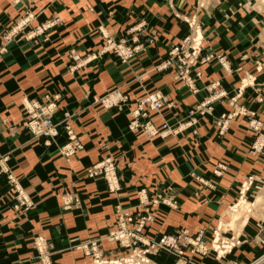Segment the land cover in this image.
Returning a JSON list of instances; mask_svg holds the SVG:
<instances>
[{
    "label": "crops",
    "instance_id": "obj_1",
    "mask_svg": "<svg viewBox=\"0 0 264 264\" xmlns=\"http://www.w3.org/2000/svg\"><path fill=\"white\" fill-rule=\"evenodd\" d=\"M196 13L203 26L201 58L220 51L226 63L200 67V91L192 94L175 72L155 67L172 44L191 34L182 17ZM27 14L33 20L0 62V153L9 156L14 177L35 207L24 216L15 212L10 185L1 177L0 264H40L36 237L51 242L54 264H91L79 244L114 230L121 211H138L142 189L154 195L170 188L180 204L177 210L160 206L148 236L159 240L182 229L195 233L229 215L246 176H264V153H251L256 139L251 119L237 116L225 135L216 124L235 110L264 111L259 102L264 97V0H0V33ZM53 19L57 24L45 34L30 37L34 28ZM135 26H141L132 34L138 37L139 53L131 62L124 64L113 54L91 57L105 46V35L118 38ZM216 83L223 96L211 114L200 116L197 136L191 129L169 136L129 130L133 109L147 92L159 91L172 103L161 114L152 112L151 122L177 129ZM115 88L128 95L127 104L109 110L95 103ZM45 94L61 96L54 119L67 113L83 144L71 158L60 151L65 136L47 145L23 126V100L42 101ZM107 158L117 163L118 194L109 192L103 178L86 174ZM222 158L230 160V170L217 179L212 172ZM192 174L213 181L215 188L198 185ZM248 195L252 212L224 235L238 238L235 248L223 256L194 255V264H250L264 255V183L255 184ZM102 249L121 253L109 241H103ZM153 259L156 264L176 261L169 253Z\"/></svg>",
    "mask_w": 264,
    "mask_h": 264
},
{
    "label": "built area",
    "instance_id": "obj_2",
    "mask_svg": "<svg viewBox=\"0 0 264 264\" xmlns=\"http://www.w3.org/2000/svg\"><path fill=\"white\" fill-rule=\"evenodd\" d=\"M187 41L188 39H185V44L182 46L186 45ZM110 45L114 47L117 42L111 40ZM114 51L119 55L121 62L127 64L137 56L138 48H125L120 45ZM179 56V48L172 49L168 52L167 60L163 62V67L161 66L160 68L168 67L170 61L173 58L179 59ZM99 99L97 102H99ZM101 102L105 108L115 106L121 108L128 102V96L118 91L107 95L101 99ZM168 102V98L159 91L145 94L133 109V120L129 124V130L135 133L143 132L149 136L162 135L160 130L164 131L167 129V124L156 127L149 116L152 112L161 114ZM53 108L54 100L49 95L46 96L43 102L28 98L24 99L23 126L31 132L34 140H43L47 145L56 143L60 137L65 136L66 143L60 147V151L66 158H71L83 149V144L73 129L70 116L66 114L60 122H57L52 115ZM39 109H41L40 113L38 112ZM9 160L8 155L0 153V179L2 176H6L10 185L8 196L15 202L13 210L20 216H24L35 207V204L31 195L14 177L9 166ZM114 160L112 158L104 159L86 172L90 178H103L111 192L116 191L118 184H120V177ZM142 204L144 205L134 213L121 211L116 228L106 237L109 241L118 242L120 248L124 250V254L114 257V259L105 257L100 248V242L103 240L100 237L80 244L78 248L93 257V264H156L152 256L160 253L173 254L176 257L175 264H194V255L206 256L214 252V249L218 256H223L230 252L233 244H230V246L221 244V246H216L217 248L212 245L211 247L204 237V231H200L195 235L188 230H183L175 235H163L159 240L150 239L146 233L149 226L156 219L157 206L160 204V199L148 201L145 199L142 200ZM144 207L147 208L144 209ZM43 241L44 239L42 238H37L36 240V246L40 253L38 258L41 264H53L49 244ZM250 264H264V255Z\"/></svg>",
    "mask_w": 264,
    "mask_h": 264
},
{
    "label": "rangeland",
    "instance_id": "obj_3",
    "mask_svg": "<svg viewBox=\"0 0 264 264\" xmlns=\"http://www.w3.org/2000/svg\"><path fill=\"white\" fill-rule=\"evenodd\" d=\"M182 19L183 20L185 19V22H187V25L191 30V34H189L184 39L179 41L180 43L178 42V43L172 44L168 50V52H170L172 49L175 50L176 48H179V50H180L179 59L173 58L170 61V65L168 67L160 68L161 66L163 67V64H164L163 62L165 60H167V56H166L165 59H163L157 63L155 68L159 72H165V71L175 72V74H177V76H178V81L180 82L181 85L185 86L189 90L190 93L198 94L200 91L199 81L203 77V72L201 71L200 67L204 66L205 64L211 63L213 61H216L219 64L223 65L224 61L226 63V60L222 56V53L220 51L211 53V54L205 56L204 58H201L202 45H203L204 40L202 37L203 26H202L200 16L198 13H196L194 16H190V18L182 17ZM32 20H33V15L27 14V15L19 18L15 22V25L12 28L0 33V62L4 59V57L8 53V48H9L10 44L12 42H14V38L20 33V31H23L29 25V23ZM56 24H57V19L56 20H54V19L50 20L46 24H43V25H40V26L34 28L32 30L33 32L30 35V37H40L43 34H45V32L47 30L51 29ZM140 27L141 26H135V27L129 28L127 31L124 32V34L122 36H119L118 38L113 37V36H109V35H105L104 38L107 39L105 46L99 52L92 54L91 57L94 59H98L103 55L113 54L117 58H120L119 55L116 54L114 51L115 48L117 46H120V45H122L125 48L126 47L138 48V52L136 54V55H138L139 47L135 45L137 40H138V37H132V34H134L136 32H141L139 30ZM150 35L154 37V35H156V32L151 31ZM187 38H188V41H187L186 45L182 46L183 44H185L184 40ZM151 39H152V37H151ZM111 40H114L115 42H117V45L112 47L110 45ZM168 52H167V55H168ZM73 59L75 61H78L80 59L79 55L74 53ZM218 87H219V84L216 83V84H213L211 86V88H209V95L206 98H204L201 102H199L197 104V106H195L194 108H192L188 112V120H187V122H184L183 126L177 128V129L176 128L173 129L168 122H164L163 124H167V129H165L164 131L160 130V133H162L163 136H169L170 134H178L182 130L191 129L192 134L194 136H197L198 126H199V122H200L199 121L200 116L204 117L206 114H211L214 111V106H215L216 102L223 96V93L220 92L219 90H217ZM118 91L123 92L121 89L115 88L114 90L107 92L105 95L98 97V98H95V103H97L103 107L101 99H103L104 97H106L109 94H112V93L118 92ZM153 92H155V91H153ZM153 92H147V93H153ZM47 95L45 94L42 101H39V102H43V100L46 99ZM49 96L54 100V108H53V112H52V115L54 117L56 110L58 108V101L60 100L61 96L60 95H52V94H49ZM166 97L168 98V96H166ZM98 99H99V102H97ZM34 100H37V99H34ZM128 101H129V98H128ZM259 102L264 103V97L263 96L259 97ZM171 104L172 103L169 101L166 104V107H170ZM103 108H105V107H103ZM114 108H118V107L115 106V107L105 108V109L110 110V109H114ZM38 112L40 113L41 109H39ZM66 114H64V117ZM239 115H245V116L249 117V119H251L249 122L250 129L256 134V139L251 145V153L254 155L263 154L264 153V111L262 114H257L256 112L255 113L250 112L246 109H240V111L235 110L233 112H230V113H227V114L220 116L216 122L219 134L220 135L227 134L231 128L233 121ZM62 119L58 120L57 122H60ZM229 161L230 160L228 158H222V160L218 161L214 166L212 175L217 179H222L223 177H225V175L230 170V162ZM114 162L116 163L115 160H114ZM116 167H117V163H116ZM117 169H118V167H117ZM118 174H119V170H118ZM119 177H120V175H119ZM192 177L198 183H200L198 185L207 186V187L213 188V189L216 186V184L213 181L211 182V181L207 180L205 177H202L198 174H192ZM263 183H264V176H259V175L254 174V173L246 176L245 181L242 183V185L240 187L239 196H238L237 200L234 202L233 205L229 206V215L230 216L229 215L228 216H222L216 222L215 225L213 224L212 226H210V225L202 226L193 234L196 235L200 231H204L205 239L207 240L208 244L211 247L213 245L214 248H217L216 246H218V245L221 246V244L223 246H230V244L231 245L233 244V246L231 247V250H230V252H231L235 248V246L237 245L238 238L236 236H234L233 238H230V237H227L224 235L230 229H236L238 225L240 226L243 222H245L247 220V217L252 212V208H253V201L249 197L248 193L252 190V188L255 186V184H263ZM107 187L109 190L108 184H107ZM256 187H257V185H256ZM257 189L259 190V186L257 187ZM119 191H121V183L118 184V189L116 191L112 192V194H118ZM109 192H111V191L109 190ZM138 199H139V206L144 205V204H142V200L146 199L148 201V200H153V199H160V204L157 206L158 210L160 209V206H162V205L165 207H168L171 210H177L180 207V204H179L177 197L173 194V191L170 188H166L165 190H162L159 193H155L154 195H150L146 189H142L138 192ZM145 208H147V207H144V209ZM149 229H150V226H149ZM149 229H148V231H149ZM183 230H187V229L179 230V231H177V233L181 232ZM177 233H175V234H177ZM109 234H110V232L108 234H106L105 236H100V238H103V240L100 242V248H101L105 257H109V258L114 259V257L121 256L125 252H124V250H122L120 248V245L118 242H113V243L118 244L119 250L121 252L117 255H114L115 254L114 252H105L102 249L103 241H109L108 239H106V237ZM175 234H171V235H175ZM209 234L211 235V237H208ZM146 235H147V233H146ZM148 237L150 239L156 240V239L152 238L151 236H148ZM37 238H42V239H44L43 242L49 244V248L51 251V257H53V249L50 246L51 242L49 240L43 238V237H36V238H34V244H35V247L37 250L38 261L40 262V260L38 258L40 256V253H39L38 248L36 246ZM93 239H95V238L89 239L88 241L82 242L81 244L87 243ZM109 242H112V241H109ZM226 244H228V245H226ZM82 251H83L85 256L92 258L91 264H93V257L90 255H87L84 252V250H82ZM213 251L215 252V249ZM152 259H153V256H152ZM52 261H53V259H52ZM17 264H22V263H17ZM40 264H41V262H40ZM53 264H54V262H53Z\"/></svg>",
    "mask_w": 264,
    "mask_h": 264
},
{
    "label": "bare ground",
    "instance_id": "obj_4",
    "mask_svg": "<svg viewBox=\"0 0 264 264\" xmlns=\"http://www.w3.org/2000/svg\"><path fill=\"white\" fill-rule=\"evenodd\" d=\"M188 39V38H187ZM180 43V42H179ZM97 104V103H96ZM19 180V179H18Z\"/></svg>",
    "mask_w": 264,
    "mask_h": 264
}]
</instances>
